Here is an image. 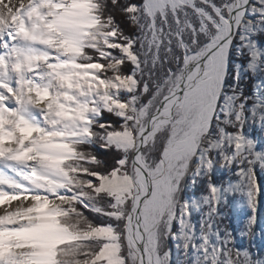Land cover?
Returning <instances> with one entry per match:
<instances>
[{"label": "snow or ice", "instance_id": "6c2138e0", "mask_svg": "<svg viewBox=\"0 0 264 264\" xmlns=\"http://www.w3.org/2000/svg\"><path fill=\"white\" fill-rule=\"evenodd\" d=\"M260 173L264 0H0V264H264Z\"/></svg>", "mask_w": 264, "mask_h": 264}, {"label": "rangeland", "instance_id": "374dc122", "mask_svg": "<svg viewBox=\"0 0 264 264\" xmlns=\"http://www.w3.org/2000/svg\"><path fill=\"white\" fill-rule=\"evenodd\" d=\"M259 179H260V182H261V183H264V173H260V174H259ZM261 199H262V201H264V197H262ZM235 219H236V218L234 217V218H233V223H235Z\"/></svg>", "mask_w": 264, "mask_h": 264}]
</instances>
